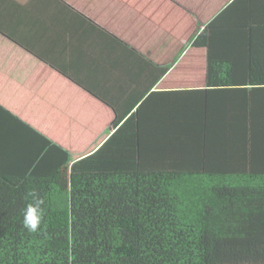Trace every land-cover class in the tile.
Masks as SVG:
<instances>
[{"label": "trees", "instance_id": "16d2710c", "mask_svg": "<svg viewBox=\"0 0 264 264\" xmlns=\"http://www.w3.org/2000/svg\"><path fill=\"white\" fill-rule=\"evenodd\" d=\"M214 21L197 46L213 45ZM244 40L249 45V35ZM233 70V81L215 83L209 74L207 91H193L205 96L193 114L175 112L185 121L171 142H179L176 162L162 161L153 138L152 147L144 145L140 130L152 115L145 104L79 161L39 135L31 148L18 144L0 165V264H264V145L255 149L253 128L255 118L264 126V114L256 117L264 112L256 99L264 82L250 83L249 67ZM236 91L244 93L231 107L201 95ZM240 116L249 128L240 131L246 141L228 146L225 135L234 134ZM186 117L196 125L188 127ZM207 149L232 154L237 171L216 155L202 159ZM34 198L43 200L45 215L40 229L29 232L23 215Z\"/></svg>", "mask_w": 264, "mask_h": 264}, {"label": "crops", "instance_id": "0c3cea01", "mask_svg": "<svg viewBox=\"0 0 264 264\" xmlns=\"http://www.w3.org/2000/svg\"><path fill=\"white\" fill-rule=\"evenodd\" d=\"M214 20L213 45L197 46ZM234 67H249L250 83L264 82V0H0V165L18 144L37 145V135L67 151L86 149L69 151L82 160L144 104L152 113L140 130L144 145L153 138L162 161H174L179 142H171L185 128L175 112L193 114L195 101H205L193 91H207L209 74L233 81ZM236 76L244 81L245 72ZM206 93L231 107L244 91ZM256 99L264 103V92ZM255 119L257 149L264 126ZM245 124L240 116L228 146L246 141ZM216 154L201 151L202 159ZM216 158L237 171L227 152Z\"/></svg>", "mask_w": 264, "mask_h": 264}, {"label": "clouds", "instance_id": "9594fccd", "mask_svg": "<svg viewBox=\"0 0 264 264\" xmlns=\"http://www.w3.org/2000/svg\"><path fill=\"white\" fill-rule=\"evenodd\" d=\"M42 205V199L34 198L33 202L28 204L24 210L23 226L29 232H37L41 227L45 215Z\"/></svg>", "mask_w": 264, "mask_h": 264}, {"label": "rangeland", "instance_id": "374dc122", "mask_svg": "<svg viewBox=\"0 0 264 264\" xmlns=\"http://www.w3.org/2000/svg\"><path fill=\"white\" fill-rule=\"evenodd\" d=\"M69 151H71L72 153H73V155H78V154H80V153H82V152H85L86 151V149H83V150H76L74 147H72V146H69L68 148H67ZM96 151L95 150V148H93L92 149V151Z\"/></svg>", "mask_w": 264, "mask_h": 264}]
</instances>
